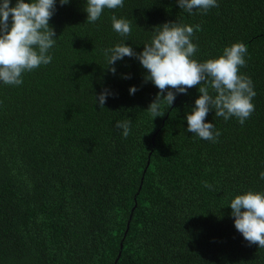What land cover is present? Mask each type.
Masks as SVG:
<instances>
[{
  "label": "trees",
  "instance_id": "16d2710c",
  "mask_svg": "<svg viewBox=\"0 0 264 264\" xmlns=\"http://www.w3.org/2000/svg\"><path fill=\"white\" fill-rule=\"evenodd\" d=\"M217 4L190 14L177 0H123L89 23L87 0H56L51 62L21 85L0 82V264H264L229 207L237 194L264 192V0ZM113 15L130 21V35L114 31ZM166 22L200 25L198 62L247 47L239 74L253 83L254 111L241 124L210 110L216 142L187 131L203 85L153 119L146 109L159 89L139 61L107 69L104 49L123 42L139 53ZM104 89L112 95L100 109ZM128 118L125 138L114 125Z\"/></svg>",
  "mask_w": 264,
  "mask_h": 264
},
{
  "label": "clouds",
  "instance_id": "9594fccd",
  "mask_svg": "<svg viewBox=\"0 0 264 264\" xmlns=\"http://www.w3.org/2000/svg\"><path fill=\"white\" fill-rule=\"evenodd\" d=\"M10 3L11 0L0 3V82L18 86L23 83V73L31 72L42 64L47 65L52 60L48 52L57 36L49 21L56 11V0H17L15 6H10ZM59 3L63 6L69 0H59ZM177 3L180 9L190 14L194 9L206 13L210 8L218 7L217 0H177ZM117 7H123V0H87L84 8L86 21L95 23L105 8ZM110 19L114 31L120 36L130 35V21L115 15ZM194 28L199 31L200 25L166 22L154 27L151 42L144 44L139 53L123 42L103 52L107 69L112 74L116 73L113 65L126 56L135 57L146 70L144 81H151L159 89L146 109L153 119L165 114L163 105L171 108L177 94H187L189 88L203 85L198 87L200 96L195 100V107L186 114L187 131L201 139L216 142L220 132L213 131V123L205 122L209 111L214 110L215 116L225 120L236 117L243 124L254 111L252 99L256 93L251 79L239 74V68L246 65V45L233 43L223 49L222 55L198 62L192 59L197 51V45L191 39ZM209 87L216 93L214 96L210 94ZM137 90L132 86L129 93L135 94ZM109 95L112 93L104 89L94 96L95 104L98 102L100 109L104 108ZM130 124L131 119L128 118L116 121L114 127L122 129V135L127 138ZM261 179H264V172ZM205 187L211 188V185L205 182ZM229 207L236 230L250 245L264 248V192L247 190L237 194L230 200Z\"/></svg>",
  "mask_w": 264,
  "mask_h": 264
},
{
  "label": "water",
  "instance_id": "95a60500",
  "mask_svg": "<svg viewBox=\"0 0 264 264\" xmlns=\"http://www.w3.org/2000/svg\"><path fill=\"white\" fill-rule=\"evenodd\" d=\"M147 165H148V162H147ZM135 207V205L133 206V208ZM132 208V210H133ZM120 248H122V243H120ZM120 255V252L118 253V256Z\"/></svg>",
  "mask_w": 264,
  "mask_h": 264
}]
</instances>
